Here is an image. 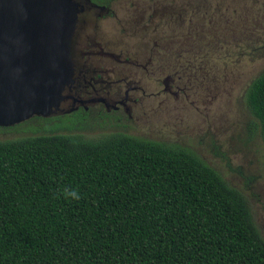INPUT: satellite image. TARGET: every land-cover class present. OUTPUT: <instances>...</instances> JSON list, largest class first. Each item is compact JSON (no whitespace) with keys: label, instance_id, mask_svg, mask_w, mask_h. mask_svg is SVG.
<instances>
[{"label":"trees","instance_id":"trees-1","mask_svg":"<svg viewBox=\"0 0 264 264\" xmlns=\"http://www.w3.org/2000/svg\"><path fill=\"white\" fill-rule=\"evenodd\" d=\"M245 100L264 142V71ZM89 119L0 127L29 132L0 140V264H264L244 196L214 169L173 144L58 131ZM77 186L79 201L57 197Z\"/></svg>","mask_w":264,"mask_h":264},{"label":"rangeland","instance_id":"rangeland-1","mask_svg":"<svg viewBox=\"0 0 264 264\" xmlns=\"http://www.w3.org/2000/svg\"><path fill=\"white\" fill-rule=\"evenodd\" d=\"M102 2L110 14L96 19L82 48L99 54L81 57L75 91L136 102L128 118L117 111L58 131L90 139L123 132L191 150L240 191L264 239V142L245 100L264 71V0ZM109 66L113 71L103 72ZM22 127L0 128V140L28 135Z\"/></svg>","mask_w":264,"mask_h":264},{"label":"water","instance_id":"water-1","mask_svg":"<svg viewBox=\"0 0 264 264\" xmlns=\"http://www.w3.org/2000/svg\"><path fill=\"white\" fill-rule=\"evenodd\" d=\"M106 11L91 0H0V127L80 103L84 40Z\"/></svg>","mask_w":264,"mask_h":264},{"label":"flooded vegetation","instance_id":"flooded-vegetation-1","mask_svg":"<svg viewBox=\"0 0 264 264\" xmlns=\"http://www.w3.org/2000/svg\"><path fill=\"white\" fill-rule=\"evenodd\" d=\"M92 1V0H91ZM97 5H104L107 8L106 13H104L103 15L99 16H106L107 14H110V10L109 8L103 4V2L100 0L98 2H94ZM98 18V17H97ZM86 47V46H85ZM84 49V48H83ZM93 54H99L97 52H92V51H81V57H85V58H89L91 57V55ZM100 54H106L108 56H110L113 61L121 63L122 65H129L132 64L131 61H129L128 58H116L113 57V55L109 54V53H103L100 52ZM124 56V55H123ZM120 56V57H123ZM84 58V59H85ZM113 71V67L109 66L108 68H105L103 72H112ZM95 76L97 74H94ZM92 81H96L95 79H93V77L91 78ZM113 83V82H111ZM92 93V92H90ZM128 101V104L126 103ZM79 102L78 105L72 109L71 111L61 114V115H56V116H50V117H41V116H32L24 121L27 120H36L39 118H54V117H58V116H64V115H70L73 113H79L80 115L83 116V119L86 118H93V119H104L106 117H108L111 113H115L117 111L121 112L122 114H126V117H130V111H131V106L136 102V97H128L127 94L125 96H119V95H113L112 97H107L104 96L102 94H96L94 93L93 95H89L87 97L83 96V98L79 97ZM118 118H116L117 120ZM22 121V122H24Z\"/></svg>","mask_w":264,"mask_h":264},{"label":"clouds","instance_id":"clouds-1","mask_svg":"<svg viewBox=\"0 0 264 264\" xmlns=\"http://www.w3.org/2000/svg\"><path fill=\"white\" fill-rule=\"evenodd\" d=\"M78 187L79 186H77L76 188H68V187H65L62 190H59L58 191L57 197L63 196V198L66 201H69V202L70 201H79L80 198H81V194L78 191Z\"/></svg>","mask_w":264,"mask_h":264}]
</instances>
